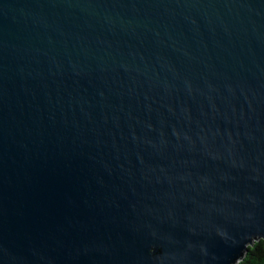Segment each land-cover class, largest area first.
<instances>
[{
  "label": "water",
  "instance_id": "1",
  "mask_svg": "<svg viewBox=\"0 0 264 264\" xmlns=\"http://www.w3.org/2000/svg\"><path fill=\"white\" fill-rule=\"evenodd\" d=\"M259 240L264 0H0V264Z\"/></svg>",
  "mask_w": 264,
  "mask_h": 264
},
{
  "label": "trees",
  "instance_id": "2",
  "mask_svg": "<svg viewBox=\"0 0 264 264\" xmlns=\"http://www.w3.org/2000/svg\"><path fill=\"white\" fill-rule=\"evenodd\" d=\"M237 264H264V241L259 240L249 246L244 258Z\"/></svg>",
  "mask_w": 264,
  "mask_h": 264
}]
</instances>
